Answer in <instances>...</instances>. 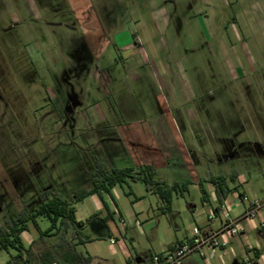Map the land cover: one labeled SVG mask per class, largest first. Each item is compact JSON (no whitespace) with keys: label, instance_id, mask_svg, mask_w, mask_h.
<instances>
[{"label":"rangeland","instance_id":"rangeland-1","mask_svg":"<svg viewBox=\"0 0 264 264\" xmlns=\"http://www.w3.org/2000/svg\"><path fill=\"white\" fill-rule=\"evenodd\" d=\"M171 118L197 180L234 172L264 195V0H0L1 228L33 213L45 191L73 203L97 162L138 168L113 127L137 128L146 157L151 130ZM182 167L173 161L154 179L185 183ZM143 194L135 224L128 213ZM115 195L122 232L117 217L108 223L130 250L162 249L174 225L191 232L186 208L201 203L192 182L173 198V215L161 214L165 204L138 178ZM37 224L49 227L44 217ZM67 231L63 262L109 256L103 222ZM44 240L58 250L59 236ZM8 258L0 249V264Z\"/></svg>","mask_w":264,"mask_h":264},{"label":"crops","instance_id":"crops-1","mask_svg":"<svg viewBox=\"0 0 264 264\" xmlns=\"http://www.w3.org/2000/svg\"><path fill=\"white\" fill-rule=\"evenodd\" d=\"M165 123L166 126L163 128V131H160L157 125L153 130H151V144L154 148V152H149L146 157H144L142 153H139L136 149L137 145H139L138 142L142 138L141 133L138 132L137 128L134 129L135 131L133 129H130L125 133L120 132L122 128V126L120 125H118L116 128L113 127V129L114 132H117V135H119L121 146H123L125 150L127 148L130 156L129 160L133 161L135 167H138L139 165H150L153 166L154 169H157L164 166L170 167L171 162L178 161L180 166L182 165L185 168V171L187 168L190 169L189 171L192 178L186 172L187 175H185L187 176V178L184 180H188L187 182H192L193 185L198 187L197 182L200 179L197 180L193 172L189 160V153L185 146L184 140L177 130L173 118L169 119ZM179 182L184 183L182 181ZM246 183V180L240 178L239 174L236 173L234 181L229 184L231 188L235 189L226 197H224L220 203L217 201L213 186L209 183L204 184L205 189L209 195L207 201H203L201 198L199 207L195 205H189L186 209L191 215V218L195 224L194 226L198 227L203 235H212L215 233L217 234V237L218 239H220V241H224L226 243L222 247L205 250L202 257L197 254L191 255L187 259H185L183 264H264V228L260 226V223L264 220V195L260 197L257 194L256 189L250 186H246ZM235 192L244 193L249 197L257 198L260 201L261 206L255 218L250 220L244 218V214L248 209V205L245 203H238L234 195ZM111 193L115 201V187L112 188ZM144 196V194L135 196L140 199L132 202L131 212L128 213L131 219L134 218L135 224H140L137 216L139 213H136L135 208L142 201ZM178 197L180 196L175 195L172 197L169 211L170 215H173V212H175V209L173 208V198ZM183 197L184 195L180 198ZM103 198L107 209L103 208V204L97 195H90L82 201L74 204L76 220L83 221L93 213H98L101 217H103L109 215V212L112 214L113 220L115 219V217H117V219L119 220L120 224L118 227L122 232V225L125 222L123 215L118 210L117 205L113 203L109 196L104 195ZM223 201H226L229 206L230 216L233 219H236L240 227L243 228L242 234L229 237L225 233L220 231L222 218L217 212L215 213V208ZM211 212L215 213V217L209 218ZM163 213L164 212L161 211V214ZM178 213H180V211H178ZM94 222L89 224L88 227ZM121 222H123V224ZM149 226L153 228L155 226V223L151 222ZM107 227V231L109 230L110 232V237H108L109 247L111 249L109 250V256L100 257L98 255L89 254V256L94 258L91 264H149L150 257L153 254L162 253L168 248V246L174 245L177 242L189 239L191 237V232L183 234V232L181 233V230L178 228V226L174 225L175 230L172 233V241L169 243H165L162 249L150 250V248L148 247L147 250H135L132 246L133 250H130L127 247L124 239H122L123 236L121 235L122 237H117L109 223ZM68 229H72V231H74V228L72 227H69ZM21 237L23 239L24 245L27 247L33 240H35V237H37V235H34L32 232H30L28 227L27 231L22 232ZM111 239L114 240L113 243L110 242ZM115 244L118 245V250L115 249ZM10 251L12 253H10ZM10 251L8 252L9 258L10 256L15 254L13 250ZM53 251L55 252V254L57 253L55 250ZM9 258L3 260L1 264H5L9 260ZM70 261H68L70 264H77V259Z\"/></svg>","mask_w":264,"mask_h":264},{"label":"trees","instance_id":"trees-1","mask_svg":"<svg viewBox=\"0 0 264 264\" xmlns=\"http://www.w3.org/2000/svg\"><path fill=\"white\" fill-rule=\"evenodd\" d=\"M97 175L91 178L90 186L80 187L74 191V201L70 203L59 196L51 194L49 191H45L40 194L39 205L37 209L27 214L22 211L15 219H11L6 229L0 227V249L6 252L13 250L14 255L10 256L9 260L5 264H70L65 263L61 259L63 249L67 248L68 241L65 238V234L69 227L74 229L82 228L91 224L94 221L100 220L108 226V222L112 221V214L101 217L98 213H93L85 220L77 221L75 218L74 204L82 201L90 195H97L103 204V208H106L104 202V195L110 197L114 204L111 190L116 185L123 184L130 178H138L141 180L147 191L155 193L162 203L165 204L161 207L162 212H169L171 200L173 196L182 197L188 190V182L185 183H173L171 186L166 185L163 182L154 179L155 169L150 165H139L138 168H112L110 170L104 169L102 163L96 164ZM236 173H232L228 178L222 175H211L206 179H200L197 182L198 188L201 193L203 201H207L209 195L205 189L204 184L209 183L213 186L216 194L217 201L220 203L224 197H226L235 188L230 187V183L234 181ZM128 196L132 195L129 190L126 192ZM140 198L134 197L132 202L139 200ZM107 209V208H106ZM44 217L49 221V227L46 230L41 231L37 224V218ZM31 222L33 227L38 231L39 243L38 250L33 249L36 244V240H33L29 246H25L21 237L22 232L28 230V223ZM108 229V227H107ZM60 237V243L58 250L49 247L45 238L47 237ZM107 237H110L108 230ZM92 239L79 238L77 243H84L91 241ZM172 248L168 246V249ZM55 250L57 253L53 251ZM63 257V255H62ZM77 264H91L93 257L89 255H76Z\"/></svg>","mask_w":264,"mask_h":264},{"label":"built area","instance_id":"built-area-1","mask_svg":"<svg viewBox=\"0 0 264 264\" xmlns=\"http://www.w3.org/2000/svg\"><path fill=\"white\" fill-rule=\"evenodd\" d=\"M234 195L238 203H245L248 205L244 218L247 220L255 218L261 206L260 201L255 197H249L240 192H235ZM215 210V213L217 212L222 218L220 231L229 237L242 234L243 228L240 227L236 219L230 216L229 206L226 201L219 204ZM215 213L211 212L209 218L215 217ZM260 226L264 228V220L260 223ZM110 242L113 243L114 240L111 239ZM225 243L226 242L218 239L217 234L203 235L200 229L194 226L191 229V237L189 239L177 242L172 245V248H167L162 253L153 254L150 257L149 264H183L185 259L189 256L197 254L202 257L205 250L222 247Z\"/></svg>","mask_w":264,"mask_h":264}]
</instances>
